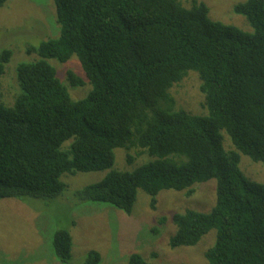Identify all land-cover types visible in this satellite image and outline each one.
<instances>
[{
  "label": "trees",
  "instance_id": "1",
  "mask_svg": "<svg viewBox=\"0 0 264 264\" xmlns=\"http://www.w3.org/2000/svg\"><path fill=\"white\" fill-rule=\"evenodd\" d=\"M6 2L0 0V9ZM53 2L60 35L28 50L39 59L18 66L21 94L13 106L1 94L13 53L0 55V200L64 201L63 175L110 170L116 149H138L153 162L110 171L76 192L77 201L130 215L140 191L156 210L161 192L190 197L196 185L214 180L216 205L209 213H176L170 247H197L217 231L207 264H264V183L240 168L242 155L264 168V0L234 9L253 32L212 20L197 0ZM73 56L92 85L79 101L49 63ZM190 72L201 80L207 116L176 108L171 91ZM68 79L74 88L85 84L73 72ZM223 131L233 150L225 149ZM73 246L69 230L55 233L61 264H74ZM100 262L92 251L86 264ZM128 264L150 263L132 254Z\"/></svg>",
  "mask_w": 264,
  "mask_h": 264
},
{
  "label": "rangeland",
  "instance_id": "2",
  "mask_svg": "<svg viewBox=\"0 0 264 264\" xmlns=\"http://www.w3.org/2000/svg\"><path fill=\"white\" fill-rule=\"evenodd\" d=\"M197 1L208 6L212 20L253 32L247 20L234 11L238 4L247 0ZM59 35L60 25L53 0H7L0 9V55L4 50L13 53L1 79L5 105L13 106L21 94L18 66L39 59L37 54L29 55L28 50H38L43 42L56 39ZM49 63L68 87L73 100L89 96L92 85L76 56L66 63L56 60ZM69 72L79 76L85 84L74 88L68 79ZM200 85L198 74L190 72L180 86H174L171 94L178 110L196 116L208 115ZM222 134L225 149L233 150L228 134L225 131ZM140 152L138 149L118 148L115 150V164L110 170L63 175L61 180L67 186L64 201L1 199L0 264H61L53 249L54 235L61 229L69 230L73 236L74 264H86L92 251L101 255L100 264H128L132 254H140L150 264H207L204 255L215 244L217 231L210 232L194 248L173 250L169 242L176 232L172 220L176 213L187 210L209 213L216 205L217 183L214 180L196 185L195 193L190 197L185 192H161L156 210L150 208L151 197L140 191L130 215L110 204L77 201L76 192L103 181L110 171L133 172L153 162L154 159L147 153L141 155ZM240 168L249 180L264 183L261 163L242 155ZM164 219L165 222H162Z\"/></svg>",
  "mask_w": 264,
  "mask_h": 264
},
{
  "label": "bare ground",
  "instance_id": "3",
  "mask_svg": "<svg viewBox=\"0 0 264 264\" xmlns=\"http://www.w3.org/2000/svg\"><path fill=\"white\" fill-rule=\"evenodd\" d=\"M264 171V170H263Z\"/></svg>",
  "mask_w": 264,
  "mask_h": 264
}]
</instances>
